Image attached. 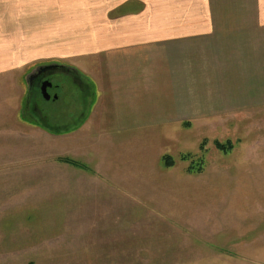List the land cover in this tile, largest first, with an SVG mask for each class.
<instances>
[{
	"label": "rangeland",
	"instance_id": "obj_1",
	"mask_svg": "<svg viewBox=\"0 0 264 264\" xmlns=\"http://www.w3.org/2000/svg\"><path fill=\"white\" fill-rule=\"evenodd\" d=\"M33 69L0 78V264H264V80L242 82L254 105L127 129L84 124L93 85L54 75L25 114Z\"/></svg>",
	"mask_w": 264,
	"mask_h": 264
},
{
	"label": "crops",
	"instance_id": "obj_2",
	"mask_svg": "<svg viewBox=\"0 0 264 264\" xmlns=\"http://www.w3.org/2000/svg\"><path fill=\"white\" fill-rule=\"evenodd\" d=\"M50 63L93 85L84 124L104 113L150 129L227 97L251 106L242 82L264 80V0H0V78Z\"/></svg>",
	"mask_w": 264,
	"mask_h": 264
},
{
	"label": "flooded vegetation",
	"instance_id": "obj_3",
	"mask_svg": "<svg viewBox=\"0 0 264 264\" xmlns=\"http://www.w3.org/2000/svg\"><path fill=\"white\" fill-rule=\"evenodd\" d=\"M37 69L26 78V97H25V114L33 113L38 114L37 107L38 103L33 102L34 93L36 94L38 100L42 101H56L57 100V94L56 91L59 89V84H54L49 80L50 76L55 77H63L70 81L75 87L82 90L83 95L87 97V95L90 94V83L81 75H78L72 68L60 65V64H46V65H40L36 67ZM43 68V69H42ZM44 82H49L51 84L50 87L46 89V92L50 96L49 100H44L41 95V87ZM54 91V93L49 92ZM53 97H56L55 100H53ZM37 100V101H38Z\"/></svg>",
	"mask_w": 264,
	"mask_h": 264
},
{
	"label": "trees",
	"instance_id": "obj_4",
	"mask_svg": "<svg viewBox=\"0 0 264 264\" xmlns=\"http://www.w3.org/2000/svg\"><path fill=\"white\" fill-rule=\"evenodd\" d=\"M37 100H38V98H37L36 94L34 93L33 102H34V103H37ZM69 131H70V130H65V131H63V132L56 131V134H63V133H67V132H69ZM52 133H54V132H52ZM214 146H215V148H216L218 151H221V152L224 153V154L230 152L231 149H232L230 143H227V144H225V145H221L220 143L215 142V143H214ZM180 159H181L182 161H185V160H186V157H185V156H182V157H180ZM162 161H163V166H164L165 168H170V167L173 165V163H172V159H171L170 157H168V156L163 157V158H162ZM58 162H61V163H64V164L70 165V166H72V167H74V168H80V169H82V170L85 169L83 166H81V165L77 164L76 162L71 161V160H69V159H58ZM192 168H193V167H192V165H191V166L188 167L187 170H188V171H193L194 169H192Z\"/></svg>",
	"mask_w": 264,
	"mask_h": 264
},
{
	"label": "water",
	"instance_id": "obj_5",
	"mask_svg": "<svg viewBox=\"0 0 264 264\" xmlns=\"http://www.w3.org/2000/svg\"><path fill=\"white\" fill-rule=\"evenodd\" d=\"M37 68L35 67V69L32 70V72L29 73L28 76H30ZM43 69V68H42ZM74 70V69H73ZM78 75H80L76 70H74ZM51 84L49 82H44L42 84V87H41V95L43 97L44 100H49L50 99V96L48 95V93L46 92V89L48 87H50ZM56 97H53V100H55Z\"/></svg>",
	"mask_w": 264,
	"mask_h": 264
}]
</instances>
